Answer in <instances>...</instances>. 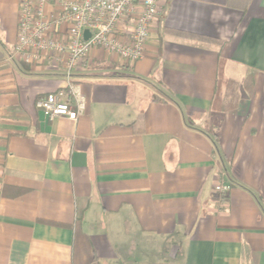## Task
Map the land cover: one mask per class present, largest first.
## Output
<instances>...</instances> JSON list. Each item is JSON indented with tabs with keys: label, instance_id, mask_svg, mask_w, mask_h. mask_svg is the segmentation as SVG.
Listing matches in <instances>:
<instances>
[{
	"label": "crops",
	"instance_id": "0c3cea01",
	"mask_svg": "<svg viewBox=\"0 0 264 264\" xmlns=\"http://www.w3.org/2000/svg\"><path fill=\"white\" fill-rule=\"evenodd\" d=\"M160 5L143 58L93 49L84 113L48 120L64 77L8 59L0 0V264H264V0Z\"/></svg>",
	"mask_w": 264,
	"mask_h": 264
},
{
	"label": "built area",
	"instance_id": "2783aa9c",
	"mask_svg": "<svg viewBox=\"0 0 264 264\" xmlns=\"http://www.w3.org/2000/svg\"><path fill=\"white\" fill-rule=\"evenodd\" d=\"M162 15L160 0H18L16 40L8 59L60 70L65 87L46 93L35 105L48 120H77L86 98L73 72L93 49L114 54L127 65L140 60L150 28ZM126 20L130 30L122 28ZM229 189L230 183L215 186L220 195Z\"/></svg>",
	"mask_w": 264,
	"mask_h": 264
},
{
	"label": "water",
	"instance_id": "95a60500",
	"mask_svg": "<svg viewBox=\"0 0 264 264\" xmlns=\"http://www.w3.org/2000/svg\"><path fill=\"white\" fill-rule=\"evenodd\" d=\"M88 36H89V32L87 30H85L84 31V38L86 39V38H88Z\"/></svg>",
	"mask_w": 264,
	"mask_h": 264
},
{
	"label": "trees",
	"instance_id": "16d2710c",
	"mask_svg": "<svg viewBox=\"0 0 264 264\" xmlns=\"http://www.w3.org/2000/svg\"><path fill=\"white\" fill-rule=\"evenodd\" d=\"M200 39H203V38H200ZM26 65H28V64H26ZM30 66V65H29Z\"/></svg>",
	"mask_w": 264,
	"mask_h": 264
}]
</instances>
